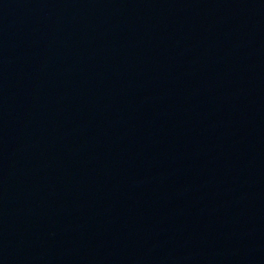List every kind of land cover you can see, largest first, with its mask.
<instances>
[{
    "label": "water",
    "instance_id": "water-1",
    "mask_svg": "<svg viewBox=\"0 0 264 264\" xmlns=\"http://www.w3.org/2000/svg\"><path fill=\"white\" fill-rule=\"evenodd\" d=\"M0 264H264V0H0Z\"/></svg>",
    "mask_w": 264,
    "mask_h": 264
}]
</instances>
